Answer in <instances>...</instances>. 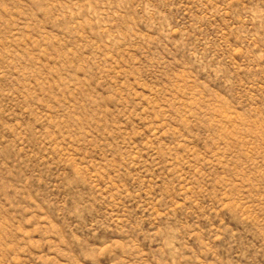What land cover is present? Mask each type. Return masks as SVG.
<instances>
[{
  "label": "rangeland",
  "instance_id": "rangeland-1",
  "mask_svg": "<svg viewBox=\"0 0 264 264\" xmlns=\"http://www.w3.org/2000/svg\"><path fill=\"white\" fill-rule=\"evenodd\" d=\"M0 264H264V0H0Z\"/></svg>",
  "mask_w": 264,
  "mask_h": 264
}]
</instances>
